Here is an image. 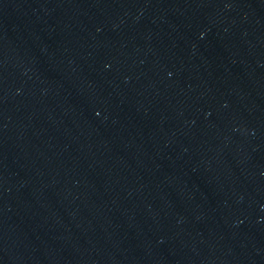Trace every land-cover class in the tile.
<instances>
[{
  "label": "water",
  "instance_id": "95a60500",
  "mask_svg": "<svg viewBox=\"0 0 264 264\" xmlns=\"http://www.w3.org/2000/svg\"><path fill=\"white\" fill-rule=\"evenodd\" d=\"M0 264H264V0H0Z\"/></svg>",
  "mask_w": 264,
  "mask_h": 264
}]
</instances>
